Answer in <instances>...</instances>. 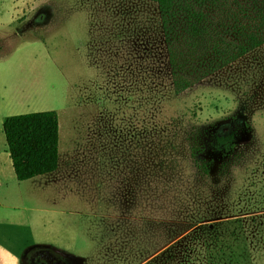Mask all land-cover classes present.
Instances as JSON below:
<instances>
[{
  "label": "rangeland",
  "instance_id": "obj_1",
  "mask_svg": "<svg viewBox=\"0 0 264 264\" xmlns=\"http://www.w3.org/2000/svg\"><path fill=\"white\" fill-rule=\"evenodd\" d=\"M46 111L57 170L18 182L3 119ZM0 243L2 264L36 246L69 264H264V45L175 95L154 3L0 0Z\"/></svg>",
  "mask_w": 264,
  "mask_h": 264
},
{
  "label": "trees",
  "instance_id": "obj_2",
  "mask_svg": "<svg viewBox=\"0 0 264 264\" xmlns=\"http://www.w3.org/2000/svg\"><path fill=\"white\" fill-rule=\"evenodd\" d=\"M148 1L157 7L175 95L264 45V0ZM2 131L18 182L57 170L59 123L55 111L7 117ZM235 140L234 132L214 135L211 147L226 153ZM191 141L195 144V134ZM195 164L202 175H208L206 161L196 159Z\"/></svg>",
  "mask_w": 264,
  "mask_h": 264
},
{
  "label": "flooded vegetation",
  "instance_id": "obj_3",
  "mask_svg": "<svg viewBox=\"0 0 264 264\" xmlns=\"http://www.w3.org/2000/svg\"><path fill=\"white\" fill-rule=\"evenodd\" d=\"M27 264H69L60 253L47 246L32 247L27 254Z\"/></svg>",
  "mask_w": 264,
  "mask_h": 264
},
{
  "label": "crops",
  "instance_id": "obj_4",
  "mask_svg": "<svg viewBox=\"0 0 264 264\" xmlns=\"http://www.w3.org/2000/svg\"><path fill=\"white\" fill-rule=\"evenodd\" d=\"M1 223H2V225H6V224H7V222H6V224H3V223H4L3 221H2ZM4 249H8L7 252L10 253V254L14 252L13 250H11V248H10L9 246L0 243V254H1V255H2V254H5V255H3V256L9 257V256L7 255L8 253H6V252L4 251ZM0 264H2V263H0Z\"/></svg>",
  "mask_w": 264,
  "mask_h": 264
}]
</instances>
